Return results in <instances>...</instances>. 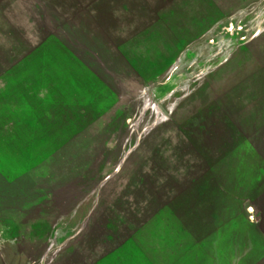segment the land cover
<instances>
[{"label":"rangeland","instance_id":"1","mask_svg":"<svg viewBox=\"0 0 264 264\" xmlns=\"http://www.w3.org/2000/svg\"><path fill=\"white\" fill-rule=\"evenodd\" d=\"M258 164L264 0H0V264H264Z\"/></svg>","mask_w":264,"mask_h":264},{"label":"crops","instance_id":"2","mask_svg":"<svg viewBox=\"0 0 264 264\" xmlns=\"http://www.w3.org/2000/svg\"><path fill=\"white\" fill-rule=\"evenodd\" d=\"M230 70L231 68L228 66V78L230 76ZM218 77V79H216L215 82H219L221 79V73L220 74H216ZM216 78V77H215ZM232 82L230 81V79H228V91H225V93L227 94L225 97L220 96V97H216L213 99H210L204 103H200L198 104L192 111H190L189 113H187L183 118H179L180 121H185V120H189L195 116H197L199 113H201L203 110H205L208 107H212V105H216L217 103H224V104H228L229 107L234 106V104H237L236 102H239L241 100L247 99L246 96H238L236 97L235 95V87H232ZM238 99V100H237ZM240 99V100H239ZM219 103V104H220ZM232 108V107H231ZM235 110L237 111V113H239V111H241V108H235ZM240 114V113H239ZM258 168L257 170V179L260 178V181L263 180V176H264V171H260V164H258L256 166Z\"/></svg>","mask_w":264,"mask_h":264},{"label":"trees","instance_id":"3","mask_svg":"<svg viewBox=\"0 0 264 264\" xmlns=\"http://www.w3.org/2000/svg\"><path fill=\"white\" fill-rule=\"evenodd\" d=\"M196 117V116H195ZM195 117H193V119H196Z\"/></svg>","mask_w":264,"mask_h":264}]
</instances>
